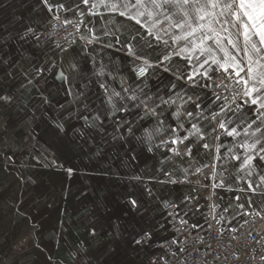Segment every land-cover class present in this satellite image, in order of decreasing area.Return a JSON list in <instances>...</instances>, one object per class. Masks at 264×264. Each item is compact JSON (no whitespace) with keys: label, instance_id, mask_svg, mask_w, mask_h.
I'll list each match as a JSON object with an SVG mask.
<instances>
[{"label":"crops","instance_id":"obj_1","mask_svg":"<svg viewBox=\"0 0 264 264\" xmlns=\"http://www.w3.org/2000/svg\"><path fill=\"white\" fill-rule=\"evenodd\" d=\"M121 2L49 0V12L40 0H0V94L14 98L10 120L0 123V264H147L156 254L154 243L161 240L156 237L162 235L161 219L168 220L170 204H177L186 218L202 222L208 193L196 169L212 163L215 183L224 181L215 197L226 221L232 213L219 205L237 200L233 189H245L238 196L241 203L256 205L243 208L264 211L258 206L264 205L259 176L238 172V161L225 162L229 148L243 155L244 149L234 147L243 137L217 139L220 130L213 132L216 122L210 120L215 104L205 107L210 89L194 88L172 74L179 69L177 75L183 76L191 65L173 55L166 62L171 71L161 68L136 78L125 44L132 43L137 55L153 61L170 50L136 47L132 37L145 35V30L120 16L123 8L110 12L105 6ZM55 16L83 20V37L68 51L37 39ZM145 40L153 38L145 35ZM61 71L67 81L60 78ZM113 92L123 97H113V102L127 112L111 115L107 96ZM189 96L201 108L185 103ZM178 109L179 120L174 115ZM97 114L108 118L101 115V124L94 119ZM129 122L135 136L126 131ZM191 124L205 133L204 140L192 145L191 155L185 154V145L195 137L178 145L180 155L162 147L161 141L172 139L173 128L183 136L192 131ZM220 144L222 159L217 161L215 146ZM256 163V171L264 175V162ZM249 179L260 184L255 194L247 190ZM157 216L158 228L153 223ZM165 227L167 233V222ZM136 239L143 243L135 244Z\"/></svg>","mask_w":264,"mask_h":264},{"label":"snow or ice","instance_id":"obj_2","mask_svg":"<svg viewBox=\"0 0 264 264\" xmlns=\"http://www.w3.org/2000/svg\"><path fill=\"white\" fill-rule=\"evenodd\" d=\"M88 2L89 0H83L84 4ZM104 2L105 0H99L101 4ZM40 3L52 12L53 6L49 4V0H40ZM105 6L110 12L123 8L119 11V15L126 16L129 21H134L135 25L145 30L146 36L153 38L152 41H146L145 35H139V33L134 35L132 40L135 41L136 47H147L155 51L156 48L163 46L170 50L153 61L147 55H137L132 43L125 44L124 47L129 56L134 58V66L131 70L136 78L141 79L146 77L150 71L161 68L169 72L171 69L166 66V62L171 61L173 55L182 57L191 65V71L180 76L177 75L180 71L177 69L172 74L176 79H183L186 83L191 82L194 88L199 86L202 89H210V98L205 107L215 104L210 120L216 122L212 128L213 132L221 130L216 138L219 139L220 135L232 138L243 137L234 146L244 149L243 155L234 151V148H229L227 151L231 153V156L225 158V162L238 161L239 163L234 165L238 172H243L248 177L255 173L264 183V175H259L256 171L258 167L256 161L264 162V0H122L120 4L112 3ZM58 7L64 8V5L60 4ZM70 10V8L65 9V11ZM54 18L59 20V16ZM69 22L64 21L65 24ZM27 31L35 34L32 28H28ZM165 36L167 39L164 38ZM193 60L196 63H191ZM219 70H223L224 79L230 83L226 84L223 81L216 83L213 77ZM59 76L65 81L69 79L63 71ZM196 77H200L203 83H199ZM212 84L226 91L231 90V98L216 92L211 88ZM100 87L107 93L108 89L104 84ZM172 87H175V84ZM113 97L123 99L119 92H113L107 96L111 115L127 112L125 106L117 107L113 102ZM130 98L135 100L136 96L133 95ZM199 99L200 97L197 96V100ZM187 102H191L194 108H201V103L194 101L191 96L188 97V101H185ZM163 103L168 102L163 101ZM13 104L12 96L0 94V123L5 122V117L10 120L8 110ZM145 108L147 109L146 104ZM246 108L247 111H245ZM150 111L153 115L156 114L154 108ZM101 115L108 118L107 114H97L94 119L102 124ZM174 115L177 120L180 119L179 109ZM186 115L191 117L193 112L187 111ZM84 119L87 121L88 117L85 116ZM92 126L89 125V127ZM178 127L182 129L183 124ZM57 128L63 131L62 125H57ZM191 129L192 131H187L185 135L180 136L177 134V129L173 128L172 139L163 140L161 143L170 142L173 147L168 151L180 155L177 145L184 144L190 137H195L196 139L190 141L189 145H185V154L191 155L192 145L198 140L205 139V133L197 124H191ZM126 131L129 136H135L131 122L128 123ZM151 135L148 133L149 140ZM202 147L205 150L210 149L208 143H203ZM221 147H223L222 144L215 146L217 161L222 159ZM68 171L71 173L72 170ZM196 171L199 172L200 169L197 168ZM170 182L175 183L176 181ZM222 186H224L223 179L219 184L213 185V187ZM259 187L260 184L254 186L253 181L248 180V191L255 194ZM261 194L264 195V193ZM130 203L134 208L137 206L135 199H132ZM167 206L165 204V207ZM150 235V233L145 234L149 237ZM133 242L140 245L143 240L136 239Z\"/></svg>","mask_w":264,"mask_h":264},{"label":"built area","instance_id":"obj_3","mask_svg":"<svg viewBox=\"0 0 264 264\" xmlns=\"http://www.w3.org/2000/svg\"><path fill=\"white\" fill-rule=\"evenodd\" d=\"M65 20L70 22L65 24ZM83 24L82 19L53 18L47 28L37 32V39L41 43H53L60 51H68L83 37ZM224 75L223 70H219L213 79L217 84L230 83ZM212 89L231 98V90L218 88L216 84ZM162 147L169 149L173 145L169 142ZM213 165L200 170L199 184L208 193L207 205L201 212L202 222L197 224L186 218L177 204H170L168 235L154 243L156 254L147 264H264V211L243 208L240 221L228 223L216 205V187H213L216 165Z\"/></svg>","mask_w":264,"mask_h":264},{"label":"rangeland","instance_id":"obj_4","mask_svg":"<svg viewBox=\"0 0 264 264\" xmlns=\"http://www.w3.org/2000/svg\"><path fill=\"white\" fill-rule=\"evenodd\" d=\"M233 194H235L234 196H239L240 195V193H246V191H245V189H240V188H238V189H233L232 191H231ZM237 197H236V199H237ZM234 201V200H233ZM241 206H243V207H246V206H250V207H253V208H256V205H250V204H246V203H241L238 199L235 201V202H233V203H231V204H228V203H222V204H220L219 205V209L221 210V211H224V212H228V213H232V216H231V218H229V220H227V222H231V223H235V222H239L240 221V219H239V212H240V210H241V208H243V207H241ZM258 206H263L264 207V205H258ZM258 208V207H257ZM235 216H237L238 218H236L235 219ZM159 222H160V218H159V216H157V219L155 220V221H153V223H155L157 226V228L159 227L158 226V224H159ZM161 222H162V225L164 226L162 229H161V231H162V235L161 236H157L156 237V239H163L164 237H166L167 235H168V233H166V227H165V224H166V222H167V219L166 218H164V217H162V219H161ZM154 239V238H153Z\"/></svg>","mask_w":264,"mask_h":264}]
</instances>
